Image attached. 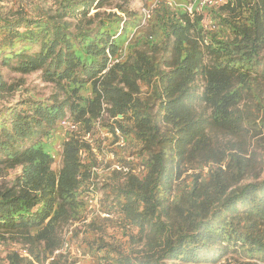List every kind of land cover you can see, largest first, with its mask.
<instances>
[{
	"label": "trees",
	"instance_id": "obj_1",
	"mask_svg": "<svg viewBox=\"0 0 264 264\" xmlns=\"http://www.w3.org/2000/svg\"><path fill=\"white\" fill-rule=\"evenodd\" d=\"M41 1L0 12V99L18 87L5 67L54 86L0 101V178L18 170L0 183V239L27 247L2 263L59 264L97 162L82 136L104 110L102 127L138 147L146 172L108 176L114 217L88 225L127 228L128 245L85 240L100 264H264V0L211 8V29L165 3L142 24L122 5L103 10L112 0ZM67 115L79 127L57 167L48 139Z\"/></svg>",
	"mask_w": 264,
	"mask_h": 264
},
{
	"label": "rangeland",
	"instance_id": "obj_2",
	"mask_svg": "<svg viewBox=\"0 0 264 264\" xmlns=\"http://www.w3.org/2000/svg\"><path fill=\"white\" fill-rule=\"evenodd\" d=\"M53 0H47L44 1V5L51 6ZM215 3L213 4H206L202 3L204 0H112L111 5H107L103 7V10H111L114 11L117 10L116 5H122L124 8H128L129 10H135L138 12L139 16L143 19V10L144 9H151L152 15L155 11V9L158 7H161L163 3L168 5L173 10H179L182 9L184 11H187L190 15H194L195 12H203L204 14V21L206 28H212L213 22L212 19L209 17L208 11H211V8L217 7L223 3H225L227 0H212ZM42 2L41 0H0V12L6 13L11 10H17L19 8H26L29 11H33V8L35 7V4ZM119 9V8H118ZM119 11V10H118ZM151 15V16H152ZM151 18V17H150ZM148 21V20H147ZM147 23V22H146ZM145 23V24H146ZM143 24V21H142ZM129 40L132 38V33H130ZM126 45V44H125ZM125 52V51H124ZM2 71L6 74L7 79L9 82L14 84H18L17 89L12 90H6L3 93V98L1 97L0 101L6 102L8 101H14L20 96H28V97H47L49 96L53 91V85L50 83L44 81L40 75V72L37 71L35 73L30 74H23L14 72L11 70H8L7 67L2 68ZM20 84V85H19ZM106 116V115H105ZM108 118V117H107ZM107 118H103L104 120H108ZM101 131H108V128L103 126L101 129L97 130L96 132L98 134L101 133ZM68 130L63 128L60 124L57 125V128L55 130V134L48 140V144L50 145L51 149H53V154L56 156L54 165L57 167H60V154H61V144L68 136ZM102 136V135H101ZM98 136L99 139L103 140V146L104 149H102V146L100 148L102 151L99 150L100 154L103 156V158H106L107 162L109 160H113L110 152L114 149L116 152V155H121L120 158H123L124 150H122L120 147L118 148L113 141V137L103 139V137ZM222 138V137H219ZM134 147L137 149L138 147L134 145ZM135 148L133 147H127L125 149L126 153H132L135 152ZM121 149V150H120ZM208 165L205 167V171L208 170ZM186 171L184 172L183 178L187 177V175L193 173V169H191L189 166L185 167ZM18 172V170H11L8 175L5 177L0 178V183L2 181H8L14 178L15 174ZM110 182V179L108 176L104 178V181H101L97 184V189L100 192L101 195V204L105 206V204L109 203L112 199H107L108 196V183ZM96 214H92L91 212H88L86 210V207L79 211V214L77 215L74 220L70 221L67 225L63 226V243L68 242L71 246L69 249H61L59 253H62L63 257L61 258L59 264H100V260L98 259L97 255L92 251L89 252L88 245L86 244L85 240H94L96 238H101L106 242L113 243V245L127 247V235L126 231L127 228L122 230L117 227V225H114L113 222H105L101 221L100 219H96L95 224L101 227H104L103 230L100 228H91V225L89 226L92 219L96 218ZM126 235H123L125 234ZM27 249L25 245L18 242L17 240H1L0 239V255L5 254V252L10 251L11 249L18 250L20 252V249ZM80 250L81 253H78L77 250ZM21 253V252H20ZM58 253V254H59ZM22 254V253H21ZM25 255V254H24ZM48 260L45 262V264H48ZM0 264H3L0 259Z\"/></svg>",
	"mask_w": 264,
	"mask_h": 264
},
{
	"label": "built area",
	"instance_id": "obj_3",
	"mask_svg": "<svg viewBox=\"0 0 264 264\" xmlns=\"http://www.w3.org/2000/svg\"><path fill=\"white\" fill-rule=\"evenodd\" d=\"M206 4H213L215 3L212 0H204ZM152 15V10L151 9H144L143 10V24L147 22V20L150 19ZM107 113L104 112L102 117L98 119L96 122L95 129L93 131L87 132L83 134L82 138L84 141L88 142L93 149V151L96 153V159L97 162L95 165L92 166L91 169V174L90 177L88 178V187L84 189V198L86 202V210L88 212H91L92 214L100 215L101 217L105 218H113L114 214L108 210L103 211L102 210V204H101V195L99 190L97 189V184L101 181H104V178L106 176H109L112 172H122L123 174L127 173H134V174H139L143 175L146 172V164L144 162V157L142 155H137V154H132V153H126L124 150L123 153V158H120L121 155H119V160L118 156L116 155V152L111 150L110 155L113 160H109L107 162L106 158H103V156L98 152V148L100 151L101 148L100 146H105L103 144V140L99 139L98 136L103 137V139L113 137L114 144L117 147H120L121 149H127V139L124 135H122L121 131L117 130L116 135L112 131H101L100 134H98L96 131L101 129L102 127V122L103 118L106 117ZM121 117V115H120ZM59 124L65 128L68 131L71 130H77L79 127V123L75 121V119L72 116H65V118L61 119ZM99 140V141H98ZM100 144V146H98ZM55 159V155L53 156ZM63 247L59 248L58 250L55 251L56 254L59 253L61 249H69L71 248L70 244L66 241L63 243ZM78 253H81L80 250H77ZM20 252L22 254H27V249L23 248L20 249Z\"/></svg>",
	"mask_w": 264,
	"mask_h": 264
}]
</instances>
